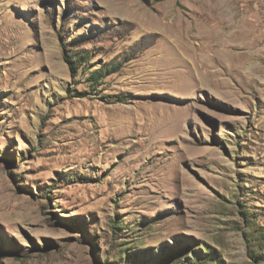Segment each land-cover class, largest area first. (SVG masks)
I'll return each mask as SVG.
<instances>
[{"label":"rangeland","instance_id":"1","mask_svg":"<svg viewBox=\"0 0 264 264\" xmlns=\"http://www.w3.org/2000/svg\"><path fill=\"white\" fill-rule=\"evenodd\" d=\"M263 25L264 0H0V264H264Z\"/></svg>","mask_w":264,"mask_h":264},{"label":"bare ground","instance_id":"2","mask_svg":"<svg viewBox=\"0 0 264 264\" xmlns=\"http://www.w3.org/2000/svg\"><path fill=\"white\" fill-rule=\"evenodd\" d=\"M220 1V0H219ZM250 6V5H249ZM248 6V7H249ZM258 6V5H257ZM210 7V6H209ZM247 7V6H246ZM248 7L246 8V10H248ZM251 7V6H250ZM249 7V8H250ZM214 8V7H213ZM207 9V8H206ZM205 9V10H206ZM244 9V8H243ZM252 9V8H251ZM250 9V10H251ZM260 9H262L261 7H260ZM259 8H258V10L256 11V12H248V11H246V10H243V14H241L242 16H243V18L245 17V22H247V23H249V22H253V21H255L252 17L253 16H259V15H261L260 13H259V10H260ZM211 11V10H210ZM241 11V10H240ZM215 12V11H214ZM261 12V11H260ZM208 14V13H207ZM217 14H220V11L217 13ZM259 14V15H258ZM201 15V14H200ZM204 15V14H203ZM209 15V14H208ZM256 16V17H257ZM262 16V15H261ZM224 17V16H223ZM209 18V17H208ZM202 19H204L203 17H202ZM225 19V18H224ZM242 19V18H241ZM257 19L259 20V17H257ZM256 19V20H257ZM263 18L261 17V20H262ZM223 20V19H222ZM226 20V19H225ZM261 20H259L260 22H261ZM206 21V20H205ZM237 21V20H236ZM239 21H240V19H239ZM225 22V21H224ZM228 22H230V21H228ZM244 22V23H245ZM257 23H258V21H256ZM213 23V22H212ZM211 23V24H212ZM222 23V22H221ZM226 23V22H225ZM242 23V22H241ZM256 23V24H257ZM263 23V22H262ZM230 24V23H229ZM239 24V23H238ZM252 24V23H251ZM219 25V24H218ZM226 25V24H225ZM250 25V24H249ZM254 25V24H253ZM224 26V25H223ZM231 26H232V24H231ZM264 26V25H263ZM217 27V26H216ZM220 27V26H219ZM230 27V26H229ZM228 27V28H229ZM239 27V26H238ZM254 28L249 32L250 34H254V31L256 30L255 29V26H253ZM258 27V26H257ZM260 27V26H259ZM241 28V27H240ZM249 28V27H248ZM251 28V27H250ZM211 29V28H210ZM225 29V28H224ZM230 29V28H229ZM245 29V28H244ZM260 29V28H259ZM216 30V29H215ZM218 30V29H217ZM245 31V30H244ZM246 32H248V30L246 31ZM256 32V31H255ZM260 32V31H259ZM264 32V31H263ZM221 33H223V32H221ZM200 34V33H199ZM201 35V34H200ZM230 35H231V32H230ZM233 35H234V33H233ZM255 35H257V37H259L260 39H262V37H261V34H255ZM254 35V36H255ZM263 35V34H262ZM194 36V35H193ZM210 37H212L211 35H209ZM236 36V35H235ZM249 36V35H248ZM247 36V37H248ZM201 37V36H200ZM203 37V36H202ZM216 37V36H215ZM220 37H221V35H220ZM227 37H229V36H227ZM231 37V36H230ZM206 38V37H205ZM222 38V37H221ZM234 38V37H233ZM190 39V38H189ZM202 39V38H201ZM264 41V40H263ZM201 42V41H200ZM253 42V41H252ZM262 42V41H261ZM180 43H182V45L180 44ZM179 44H176V47H177V49L179 50V53H180V55L182 56L183 54H185L186 53V51L185 50H187L188 51V49H190V47L191 46H189L188 44L189 43H187V42H180ZM256 43V42H255ZM252 44H254V43H252ZM264 45V44H263Z\"/></svg>","mask_w":264,"mask_h":264},{"label":"trees","instance_id":"3","mask_svg":"<svg viewBox=\"0 0 264 264\" xmlns=\"http://www.w3.org/2000/svg\"><path fill=\"white\" fill-rule=\"evenodd\" d=\"M66 58H68V59H70V61H72L71 62V65H72V67L74 69L77 68L81 64L82 61L83 62H87V56H82L81 54H78V53L72 54L71 56H66ZM72 58H74V60H72ZM118 65L119 64L112 65V67H109L110 68L109 71L110 72L111 71H114L115 69H117ZM112 69H114V70H112ZM99 76H101V72L100 71H94V72H92L91 73L92 81L97 82L98 81L97 79L99 78Z\"/></svg>","mask_w":264,"mask_h":264}]
</instances>
